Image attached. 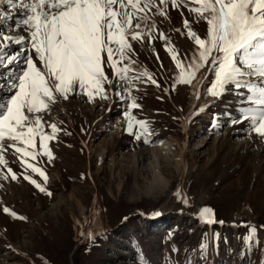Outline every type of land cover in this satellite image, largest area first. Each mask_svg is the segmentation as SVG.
<instances>
[{
	"label": "rangeland",
	"instance_id": "1",
	"mask_svg": "<svg viewBox=\"0 0 264 264\" xmlns=\"http://www.w3.org/2000/svg\"><path fill=\"white\" fill-rule=\"evenodd\" d=\"M4 6L5 12L13 10ZM195 6L185 0L177 9L169 0L166 17L153 9L152 20L135 29L147 33L146 25L154 22L151 36L131 41L135 63L129 75L146 69L159 84L147 76L133 81L131 96L139 108L116 95L120 82L106 63L113 80L105 84L107 99L90 100L77 88L40 113L46 133L51 134V123L60 129L48 142L52 160L42 154L39 138L41 154L35 161L28 158L44 170L46 181L26 171L12 142L3 141L0 264H264V137L251 132L249 121L231 123L240 119L239 92L246 90L229 85L222 96L210 95L214 76L207 66L190 85L176 84L179 69L160 37L163 33L187 61L197 46L184 20L202 38L207 34L206 22L188 10ZM10 15L1 19L8 26ZM13 30L5 26L3 32ZM25 48L30 46L18 50ZM201 77L200 95L194 83ZM6 86L0 103L12 94ZM126 111L148 123L150 142L127 131ZM8 167L20 179H4ZM205 206L214 210L216 222L199 218ZM249 224L256 228L252 241Z\"/></svg>",
	"mask_w": 264,
	"mask_h": 264
},
{
	"label": "snow or ice",
	"instance_id": "2",
	"mask_svg": "<svg viewBox=\"0 0 264 264\" xmlns=\"http://www.w3.org/2000/svg\"><path fill=\"white\" fill-rule=\"evenodd\" d=\"M192 2L197 6L188 10L206 22L207 34L202 38L192 29L191 23L184 20L187 35L197 46L187 61L160 33L166 41V50L172 54L179 69L176 84L190 85L199 70L207 66L209 74L214 76L209 87L210 95L222 96L229 85L237 90H246L239 92L242 105L238 109L240 119H233L231 123L249 121L251 132L264 137V0ZM168 3L169 0H159V3L157 0H0V19L10 15L4 11V5L13 10L19 8L23 10V18L16 27L23 26L28 33L27 36H16L0 32V68L19 60V54L9 55L4 49L26 39L30 42V48L26 50V66L9 84L12 94L0 103V109H3L0 111V163L7 166L3 141L8 139L12 142L10 147L20 154L26 171L31 169L46 181L48 177L44 170L28 158L35 161L41 154L37 151L39 138L42 154L52 160L54 154L48 142L55 139L60 129L56 123H51L48 126L52 132L46 133V122L40 113L49 111L58 96L67 99L68 94L77 88L90 100L97 95L107 99L105 84H112L113 80L104 70L106 63L120 82L121 91L116 95L131 99V108H139L135 97L131 96L133 81L147 76L152 84H159L146 69L140 75H129L134 71L132 65L135 63L131 56L134 52L131 41L142 42L145 35H152L154 22L146 26L149 28L147 33L135 29H140L141 21L152 20L149 13L153 9L166 17ZM171 4L180 9L185 0H171ZM33 51L37 59L33 58ZM253 77L259 82H253ZM124 115L127 117V131L137 140L143 136L145 142H150L148 123L137 119L130 111ZM135 126H139L141 131L133 133ZM3 178L18 180L20 176L8 167ZM23 178L41 192L47 191L30 175ZM47 194L51 195V192ZM184 202L188 203L187 200ZM3 210L5 213L11 211L8 207ZM11 215L26 219L15 212ZM197 215L205 222H216L211 207L201 208ZM248 226L251 232L247 239L252 241L256 228L251 224Z\"/></svg>",
	"mask_w": 264,
	"mask_h": 264
},
{
	"label": "bare ground",
	"instance_id": "3",
	"mask_svg": "<svg viewBox=\"0 0 264 264\" xmlns=\"http://www.w3.org/2000/svg\"><path fill=\"white\" fill-rule=\"evenodd\" d=\"M10 13H11V15H10L11 23L9 26H8V24L6 25L3 20L0 19V32H3V29L5 26L8 28L10 26H14V30L12 32H8L7 34L16 35V36H20V35L27 36L28 33L25 31L23 26H21L19 28L16 27V23L18 22L19 16L23 15V10L15 9V10H11ZM27 45L30 46V42L26 39L24 42H22L20 44H12L8 48L3 50L5 53H7L9 55L19 54V60L17 62L10 64V65L8 64L6 67L0 68V96H3L6 94L5 86L7 85L6 87L8 89H10L9 84H11L12 80L14 79V77L16 75L20 74L22 68L25 66V57L28 54V52L26 51V48L22 49V50H18V48L22 47V46L26 47ZM134 52H135V50H134ZM131 56L133 58L132 54H131ZM4 75H5L4 78H7L5 82H4L5 79H3ZM7 75H9V77H6ZM204 81H205L204 78L201 77L200 79H197L196 82L194 83V87L200 93V95L203 91V87L205 86ZM157 174H158V172H157ZM159 175H160V173H159Z\"/></svg>",
	"mask_w": 264,
	"mask_h": 264
},
{
	"label": "water",
	"instance_id": "4",
	"mask_svg": "<svg viewBox=\"0 0 264 264\" xmlns=\"http://www.w3.org/2000/svg\"><path fill=\"white\" fill-rule=\"evenodd\" d=\"M79 246L76 247V249L78 248Z\"/></svg>",
	"mask_w": 264,
	"mask_h": 264
},
{
	"label": "crops",
	"instance_id": "5",
	"mask_svg": "<svg viewBox=\"0 0 264 264\" xmlns=\"http://www.w3.org/2000/svg\"><path fill=\"white\" fill-rule=\"evenodd\" d=\"M192 49V48H191Z\"/></svg>",
	"mask_w": 264,
	"mask_h": 264
}]
</instances>
